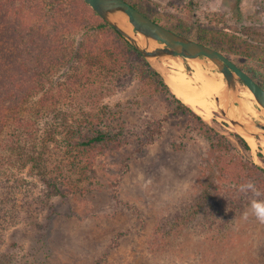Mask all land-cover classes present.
Here are the masks:
<instances>
[{"label":"rangeland","instance_id":"rangeland-1","mask_svg":"<svg viewBox=\"0 0 264 264\" xmlns=\"http://www.w3.org/2000/svg\"><path fill=\"white\" fill-rule=\"evenodd\" d=\"M135 1L139 10L150 14L147 16L195 41L201 35L224 33L218 38L221 44L212 48L264 85V0L131 2ZM35 22L32 40L41 45L39 35L46 26ZM12 26L5 43L18 59L17 50L24 38L18 36L17 25ZM222 46L233 52L221 51ZM162 60L146 61L166 81V74L155 65ZM68 68L57 70L51 85L32 102L50 91L54 98L49 106L65 115H76L80 104L85 113L107 111L105 123L122 135L98 149L92 170L66 199L42 184L39 169L20 164L0 168L4 188L0 201H7L0 210V264H39L34 260L35 246L45 233L51 244L46 264H264V225L253 219L241 220L252 197L236 191L239 184L252 181L264 198V175L255 169H264V147L259 142L252 147L220 112L205 119L192 108L206 126L186 113L175 114L173 103L147 84L137 63L115 79H106L98 66L93 68V98L86 101L80 97L85 89L83 81L71 82L74 75ZM185 69L196 74L187 62ZM238 85L241 99L239 91L245 86ZM234 102L240 108V101ZM250 102L253 114L250 112L249 119L263 125L256 101ZM61 120L53 115L41 118V136L46 135L49 125L59 126ZM215 131L224 140L218 141ZM239 135L250 145V152L238 141ZM56 137L62 139L58 132ZM45 158L49 167L57 163L51 153ZM240 166L251 172L245 176L247 180L235 183L221 178L222 173L226 178ZM225 168L227 172H223ZM219 193L221 201L228 204L223 205L224 211L214 206L201 208ZM52 204L59 215L50 214ZM196 210L199 217L190 222ZM179 224L182 226L173 244L155 249L161 232H172Z\"/></svg>","mask_w":264,"mask_h":264},{"label":"trees","instance_id":"trees-1","mask_svg":"<svg viewBox=\"0 0 264 264\" xmlns=\"http://www.w3.org/2000/svg\"><path fill=\"white\" fill-rule=\"evenodd\" d=\"M126 1L139 9L137 1ZM140 11L150 15L144 10ZM35 19L46 26V30L39 35L41 45L32 40L31 34L35 32L38 23ZM154 21L158 23L157 20ZM14 23L19 29L18 36L24 38L21 41L23 46L20 44L17 50L19 62L15 51L5 43V37L13 30ZM76 36L81 38L76 40ZM223 36L225 35L222 32L213 35L209 33L201 35L197 41L215 47L216 44H221L218 43V38ZM25 37L29 41L25 40ZM220 49L228 53L233 52L226 46ZM133 63L138 64L147 84L173 103L175 114L186 113L198 119L201 124L207 125L190 106L176 97L163 75L84 0H0V168L6 166L4 164L10 168L20 164L22 168L31 166L33 169H39L42 184L51 188L57 196L66 199L69 193L77 188L79 180L86 178L92 170L98 149L116 142L122 134L112 132L105 123L109 116L107 111L85 113L80 104V111L76 115H65L63 111L49 106L50 100L54 98L50 91L36 102L32 100L34 101L47 85H51V77L63 67H69L74 75L70 79L71 82L78 84L83 81L85 89L80 97L86 101L93 98L90 91V74L94 73L93 68L98 66L97 69L103 72L106 79H115ZM260 85L264 88L263 84ZM52 115L62 120L59 126L49 125L45 130L46 135L42 137L43 126L39 124V120ZM161 122L163 123L159 121ZM57 132L61 134L62 139L56 137ZM215 134L219 138L218 141L224 140L217 131ZM237 137L243 148L250 152L251 147L247 141L240 135ZM42 146L44 148L41 150ZM48 153L57 159L54 167L45 163ZM255 169L264 175V169L259 166H255ZM237 170L230 172L226 178L222 173L221 178L226 182L229 180L236 183L247 180L245 176L251 173L245 166H240ZM223 172H227V169ZM60 179L62 182L59 183ZM3 189L0 185V193L4 192ZM221 197L222 194L219 193L213 201H205L207 205L201 208L214 206L217 211H224L223 205L228 204L221 201ZM6 203L7 201H0V210H4ZM49 209L50 214H60L55 204L50 205ZM198 217L196 210L194 215L190 216V222ZM181 226L182 224L174 225L172 232L162 231L157 238L158 242L155 241L154 248L162 250L171 246ZM45 227L48 230V219ZM41 238L37 242L39 245L35 246L34 260L39 264H46L51 244L46 240V233Z\"/></svg>","mask_w":264,"mask_h":264},{"label":"water","instance_id":"water-1","mask_svg":"<svg viewBox=\"0 0 264 264\" xmlns=\"http://www.w3.org/2000/svg\"><path fill=\"white\" fill-rule=\"evenodd\" d=\"M84 1L150 62L171 58L212 62L219 70L218 72L224 75L226 87L231 96L229 107H235L234 101L239 100L238 84L242 83L254 94L255 101L264 118V88L252 75L236 65L224 53L155 22L126 0ZM120 17H124L129 22L132 26L131 31L124 28L119 20ZM138 36L142 37L145 45L140 42ZM151 43L156 45L152 49L150 48ZM220 101V98L217 97L218 105H220ZM219 112L242 134L264 138V122L261 126L251 120L247 121L249 123H243L231 118L227 110L220 109Z\"/></svg>","mask_w":264,"mask_h":264},{"label":"bare ground","instance_id":"bare-ground-1","mask_svg":"<svg viewBox=\"0 0 264 264\" xmlns=\"http://www.w3.org/2000/svg\"><path fill=\"white\" fill-rule=\"evenodd\" d=\"M119 20L126 30H132V26L124 17H120ZM138 39L142 44L145 43L142 37L138 36ZM154 46L156 45L150 44L151 49ZM186 62L194 68L196 74H188L186 72ZM155 65L166 74V82L173 93L205 119L212 118L220 109H224L228 111L231 118L240 120L243 123H249L247 122L250 120L249 114L250 112L253 114L250 101H255L254 94L247 87L242 86L243 88L239 91L241 97L239 99L240 108H230L231 96L228 93L224 75L215 70L216 66L212 62L209 61L206 64L199 60L184 61L183 59L171 58L162 60ZM217 97L221 100L220 105L216 102ZM243 135L252 147H256L258 142L264 147L263 137L258 141L256 137L244 133Z\"/></svg>","mask_w":264,"mask_h":264},{"label":"clouds","instance_id":"clouds-1","mask_svg":"<svg viewBox=\"0 0 264 264\" xmlns=\"http://www.w3.org/2000/svg\"><path fill=\"white\" fill-rule=\"evenodd\" d=\"M236 191L239 195L248 196L250 194L252 197L248 207L241 213V220L247 222L253 219L264 225V198H261L262 193L256 184L252 181L241 183L236 186Z\"/></svg>","mask_w":264,"mask_h":264}]
</instances>
